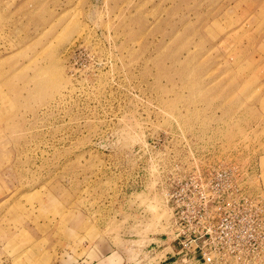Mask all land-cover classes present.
<instances>
[{
	"label": "rangeland",
	"instance_id": "1",
	"mask_svg": "<svg viewBox=\"0 0 264 264\" xmlns=\"http://www.w3.org/2000/svg\"><path fill=\"white\" fill-rule=\"evenodd\" d=\"M153 139L264 206V0H0V264H183Z\"/></svg>",
	"mask_w": 264,
	"mask_h": 264
},
{
	"label": "built area",
	"instance_id": "2",
	"mask_svg": "<svg viewBox=\"0 0 264 264\" xmlns=\"http://www.w3.org/2000/svg\"><path fill=\"white\" fill-rule=\"evenodd\" d=\"M159 140L143 143L129 155L137 164L129 188L140 187L141 176L147 175L163 195L170 214L171 257L183 264H256L264 247L262 199L247 195L239 172L198 165L193 156L175 155L172 140Z\"/></svg>",
	"mask_w": 264,
	"mask_h": 264
},
{
	"label": "crops",
	"instance_id": "3",
	"mask_svg": "<svg viewBox=\"0 0 264 264\" xmlns=\"http://www.w3.org/2000/svg\"><path fill=\"white\" fill-rule=\"evenodd\" d=\"M116 253V252H115ZM168 254H170V253H168ZM168 259H171L170 257L168 258ZM165 260V259H164Z\"/></svg>",
	"mask_w": 264,
	"mask_h": 264
},
{
	"label": "water",
	"instance_id": "4",
	"mask_svg": "<svg viewBox=\"0 0 264 264\" xmlns=\"http://www.w3.org/2000/svg\"><path fill=\"white\" fill-rule=\"evenodd\" d=\"M185 260H183V262H184Z\"/></svg>",
	"mask_w": 264,
	"mask_h": 264
}]
</instances>
